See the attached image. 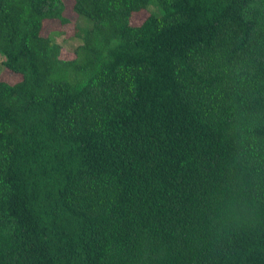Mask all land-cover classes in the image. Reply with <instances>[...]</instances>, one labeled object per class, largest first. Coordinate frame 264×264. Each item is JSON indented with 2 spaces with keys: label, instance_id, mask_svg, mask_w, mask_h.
I'll list each match as a JSON object with an SVG mask.
<instances>
[{
  "label": "trees",
  "instance_id": "16d2710c",
  "mask_svg": "<svg viewBox=\"0 0 264 264\" xmlns=\"http://www.w3.org/2000/svg\"><path fill=\"white\" fill-rule=\"evenodd\" d=\"M65 10L0 0V264H264V0Z\"/></svg>",
  "mask_w": 264,
  "mask_h": 264
},
{
  "label": "rangeland",
  "instance_id": "374dc122",
  "mask_svg": "<svg viewBox=\"0 0 264 264\" xmlns=\"http://www.w3.org/2000/svg\"><path fill=\"white\" fill-rule=\"evenodd\" d=\"M66 6L64 16L69 19L70 23L65 26H60L58 23L51 22L45 25V32L50 30H55L61 32L62 35L56 37V42L62 46L61 58L62 59H72L74 57L73 51L80 44L79 40L74 38V22L76 20V15L72 12L71 7L73 0H63ZM160 14V10L150 3L146 11H141L134 13L131 16L132 25H140L149 14ZM0 75L3 81L13 84L19 81V75H13L12 73L6 72V69L0 64Z\"/></svg>",
  "mask_w": 264,
  "mask_h": 264
}]
</instances>
